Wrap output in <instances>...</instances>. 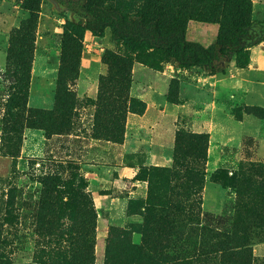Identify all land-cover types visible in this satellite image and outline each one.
<instances>
[{
	"label": "rangeland",
	"instance_id": "1",
	"mask_svg": "<svg viewBox=\"0 0 264 264\" xmlns=\"http://www.w3.org/2000/svg\"><path fill=\"white\" fill-rule=\"evenodd\" d=\"M224 1L0 0V264H264V39L212 72L72 29L99 2L208 46Z\"/></svg>",
	"mask_w": 264,
	"mask_h": 264
},
{
	"label": "trees",
	"instance_id": "2",
	"mask_svg": "<svg viewBox=\"0 0 264 264\" xmlns=\"http://www.w3.org/2000/svg\"><path fill=\"white\" fill-rule=\"evenodd\" d=\"M36 1V0H32ZM224 6L227 7L220 12L221 22L225 31L221 33L217 40L205 45L199 41L191 40L187 37L186 29L179 19L169 21V11L159 10L158 15L151 16L147 10H141L133 15L121 10L113 4H102L99 2H84V11L86 14V23L83 25H73V31L79 36L83 35L84 28H89L93 32L101 34L110 26L117 39L123 40L130 48L148 47L161 50L183 66L190 67L194 65L202 66L212 72H216L220 63L229 58L231 53H236L241 60L249 58L247 47L249 44L257 43L264 39V20L257 21L251 18L250 0H225ZM176 11L177 18L182 15L179 9ZM165 21V23H164ZM82 44V38L79 37L77 45ZM78 56L68 62L65 60V51L63 54V66L60 72L59 82L62 85L67 74L76 78V66ZM246 63V62H245ZM126 100L128 97L125 98ZM60 100H62L60 98ZM59 100V101H60ZM61 104V102H60ZM193 137L199 139L200 143L206 142L209 134H194ZM118 138V135L115 136ZM203 158L207 159V150L204 147L200 149ZM261 165V164H260ZM258 169L263 171V167ZM150 173L158 170H165L162 167L149 169ZM202 170L196 169L194 172V184L201 183ZM136 179L144 180V176L139 175ZM240 181V177L237 178ZM264 196L259 199V204L264 203ZM148 209V207H147ZM149 211H154L149 206ZM152 246L148 243L143 252L151 253ZM145 254V255H146ZM144 259L147 256H144Z\"/></svg>",
	"mask_w": 264,
	"mask_h": 264
}]
</instances>
